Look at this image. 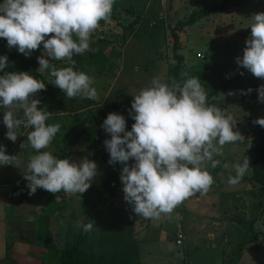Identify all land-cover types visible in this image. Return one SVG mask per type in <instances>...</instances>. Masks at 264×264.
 <instances>
[{
    "label": "clouds",
    "instance_id": "9594fccd",
    "mask_svg": "<svg viewBox=\"0 0 264 264\" xmlns=\"http://www.w3.org/2000/svg\"><path fill=\"white\" fill-rule=\"evenodd\" d=\"M114 4L115 0H3L0 39L26 58L42 47L37 57L40 74L47 71L52 85L68 99L97 100L93 78L75 70L77 62L73 57L89 50L91 35L101 21L111 23ZM249 19L251 34L236 64L264 79V12L253 13ZM57 62L67 66L57 67ZM8 66V57L0 56V110L7 128L6 139L15 143L21 126L32 129L25 143L36 154L29 156L23 172L29 195L43 189L54 195L63 191L83 196L99 174L98 164L88 156L60 159L51 151H42L61 129L60 123H47L51 112L46 106L39 107L42 101L36 98L47 86L29 72L7 71ZM182 77L163 82L154 76L148 86L132 95L128 113L135 122L130 131L125 116L116 112L109 113L101 125L110 136L104 141L110 155L108 163L123 166L120 181L124 200L138 217L158 219L187 198L207 194L214 183L208 168L221 165L215 157L223 155V146L245 142V137L234 131V115L227 108L208 103L199 77L187 73ZM252 91L241 90V94ZM255 91L258 101L264 103V85ZM253 123L264 127V118ZM25 143L20 145L22 149ZM6 152V146L0 144V166L18 167V155ZM223 167L229 165L225 163ZM232 167L235 174L228 176L229 186L242 181L250 168V158L245 155ZM75 227L90 233L97 226L89 219L88 223L77 221Z\"/></svg>",
    "mask_w": 264,
    "mask_h": 264
},
{
    "label": "rangeland",
    "instance_id": "374dc122",
    "mask_svg": "<svg viewBox=\"0 0 264 264\" xmlns=\"http://www.w3.org/2000/svg\"><path fill=\"white\" fill-rule=\"evenodd\" d=\"M221 1L117 0L115 14L122 11L124 15L128 13L133 15L131 19H126V30L123 35L116 24L103 22L102 25L105 28H101L102 25H100L99 28L102 30H98V28L92 33L91 38L94 37L95 40L90 41L89 50L82 54L85 57L89 51H101L107 56L106 68L109 67V69H101L88 61H83L75 69L83 71L93 78V87L96 88L99 97L97 100H92V103H89L86 108L91 110V115L95 120L93 123H86L87 127L96 129V123L100 120L101 112L106 114L116 112L124 115L127 124L132 126L134 120L128 113L133 99L132 95L141 88L148 86L154 76H159L163 82H168L170 79L169 72L177 63L176 56L182 55L183 60L179 63L180 77L183 78V73H187L189 76H198L208 95L214 91V95L208 97V103L227 108L237 121L234 131L238 130L245 137L244 143L225 144L222 148L223 155L215 157L221 161V165L215 169L208 168L214 180L213 184L216 186L222 184L221 189L227 191V198L233 192L244 198V206H242L241 211L238 207L237 212L234 213L232 209L234 201L231 199L226 203L223 202L220 209L212 211L214 215H222L224 210H228L230 214H227V219L236 223L234 227L229 225L222 229L225 236L229 235L226 248L222 250L221 234L215 229L211 230V225L207 223L209 222L208 215H206L207 206L195 205L196 211L201 213L199 215H205L199 219L193 214L183 212L182 203H180L177 210L184 218L185 236L191 237L193 235L196 237L197 231L201 230V233L197 234L200 236L198 240L202 238L207 240L208 233L206 232L211 231L215 234L213 240L217 242L218 248H215L214 243L210 245L206 242L205 246L202 241L196 243L195 240L191 241V239L185 240V244L182 243L181 248H179L180 245L176 246L177 249L175 248V250H172L175 247L173 242L162 243L160 248L170 264H227L230 259L236 258L235 253L239 249L241 251L239 256L242 257L241 259L240 257L237 258L236 264H264V215L261 213V200L259 197H253L254 190L245 181V177L251 174L250 141L255 127L253 121L264 114V103L258 101V93L255 90L264 85V79L254 77L253 74L246 69L239 68L236 64V57H242L243 49L246 46L245 41L251 34L249 17L253 13L264 12V0H238L224 12L211 13L192 25L180 28L177 30L179 38L177 50L173 49V39L168 30V28L176 27L179 21L187 19L192 11L201 9L203 6L210 7L219 4ZM148 3L150 4L148 5ZM146 7L148 8L145 9ZM135 16L136 18L133 20ZM0 46L9 48L4 39H0ZM197 53L201 54L203 58L197 59ZM65 66L67 65L64 62H57V67ZM241 72L243 75L240 74ZM41 75L47 83L52 84V78L47 71ZM250 88L253 89L251 94H241V90L247 92ZM229 92L235 94L228 95ZM60 122L61 117L57 119L50 117L47 121L49 124ZM27 134L24 137V142L27 140ZM26 145L28 147L24 148L29 154L30 145L27 143ZM59 147H62L66 158L79 159L85 156L90 158V149L83 135L74 144L64 143L59 136L43 151H51L56 156ZM245 155L250 158L248 172L238 185L229 186L227 178L229 175L235 174L232 165L242 162ZM28 159L29 157H23L18 167L12 166L8 176H5L6 173L0 172V180L6 177L12 178L16 174V177L23 176V169H27ZM95 162L98 164L99 174L89 189L91 192L99 188L105 175L104 166L97 161ZM225 163L229 165L228 168L223 167ZM122 188L123 185L120 183L116 196L109 198L108 201L113 206L116 205L115 207L118 209L127 211L120 208L127 205ZM249 191L252 193L250 194ZM197 194L186 200L190 202L191 199L197 197ZM14 199V197L6 196L5 200L2 199L3 204L0 203V264H39L45 249H41L42 247L38 245V223L36 219L33 220V215L35 211L42 210V206L47 201V195L35 193L30 203L29 201L21 203ZM54 201L56 206L65 208V215L71 207L75 210L76 221L71 228L75 231L77 229L75 227L76 222L81 221L84 215L83 210L86 207L80 197L57 193ZM237 203L239 205V200ZM8 206H13L11 215L4 212ZM175 210L176 207L170 214ZM54 215L50 218L49 230L51 234L46 239V243L55 247V251H57L58 248L62 247L66 234L62 227L64 220L57 222L53 218ZM254 222H257L256 229L258 232H254L255 236L253 234L252 238L251 232L252 229L254 231ZM195 245L201 246L200 249H195L193 247ZM5 249L8 251L7 257H4ZM174 252H181L182 260L175 257Z\"/></svg>",
    "mask_w": 264,
    "mask_h": 264
},
{
    "label": "trees",
    "instance_id": "16d2710c",
    "mask_svg": "<svg viewBox=\"0 0 264 264\" xmlns=\"http://www.w3.org/2000/svg\"><path fill=\"white\" fill-rule=\"evenodd\" d=\"M3 0H0L2 3ZM238 0H222L221 3L192 11L188 18L179 21L176 27L168 28L173 39V49L179 48V38L177 30L184 26L194 24L197 20L209 16L211 13H221L226 11L232 4ZM117 7V0L113 6V12ZM160 21V20H159ZM104 22V21H101ZM156 24V22H155ZM40 50L33 52L30 58L20 54L16 48H4L0 46V56L6 55L9 59L7 71L29 72L36 79L43 81L46 91H41L36 98L42 101L39 107H47L51 112V117H61V129L54 138L57 140L61 136L62 141L68 144H74L80 136H84L90 149V159L102 164L105 168V175L101 180L98 189L92 192H86L83 196L77 194L86 206L83 210L81 221L88 223L89 219L96 222V228L90 233H84L81 228L73 231L71 228L76 221L75 210L71 207L67 215L62 206H56L54 194L43 189H38L36 193L47 195V201L42 206V210L35 211L33 220L36 219L38 245L45 249L39 264H140L138 241L135 238L132 226V215L129 211H122L109 203V198L116 196L117 187L120 179L122 165L117 163L110 165L108 163L110 155L107 152L104 141L110 139L101 125L107 118L105 112L100 113V120L96 123V129L87 127L86 123H93L95 120L91 115V110L86 109L92 100L82 99L79 97L68 99L64 93L54 85L45 81L42 75L37 71L39 64L37 57L40 56ZM77 64L76 69L83 61L91 62L101 69H109L107 66V56L101 51L88 52V55H75L73 57ZM177 63L171 68L169 78L182 79L179 75L180 62L183 60L182 55L176 56ZM3 73L0 72V75ZM214 95V91L209 93L208 97ZM85 109V110H84ZM84 110V111H83ZM264 118V114L260 117ZM3 123V114L0 120ZM135 122V121H134ZM130 131L131 126L127 124ZM23 129V126L20 128ZM251 174L246 179L247 182L255 189L257 196L261 200V213L264 214V127L255 124L251 138ZM12 141L6 145L7 151L10 149ZM57 158H66L63 154L62 147L56 155ZM24 183L27 181L23 180ZM20 184V183H19ZM0 192L3 194L12 193L18 202H28L27 193L29 189L20 185H0ZM63 194L64 192H59ZM7 213L13 211V206L5 208ZM56 214V215H54ZM59 222L64 220L62 225L65 230L66 238L62 247L55 251V247L49 246L46 239L50 236L49 224L50 218ZM251 236L253 232H251ZM255 236V234H254ZM241 245V244H240ZM238 246V245H237ZM240 249L235 253L236 258L229 260L227 264H236L237 258L240 257ZM8 256L5 249L4 257Z\"/></svg>",
    "mask_w": 264,
    "mask_h": 264
},
{
    "label": "crops",
    "instance_id": "0c3cea01",
    "mask_svg": "<svg viewBox=\"0 0 264 264\" xmlns=\"http://www.w3.org/2000/svg\"><path fill=\"white\" fill-rule=\"evenodd\" d=\"M149 4L150 3H148V5ZM147 8L148 7H146L145 9H147ZM115 12H116V10H115ZM115 12H113L111 15V19H112L111 24L112 23L116 24V26L121 30L122 35H123L124 31L126 30L125 21H126V19H128V20L131 19L133 15H131L130 13L124 15V13L122 11H120L116 14H115ZM136 16H137V14H136ZM136 16L133 18V20L136 18ZM102 23L103 22H100V25H102ZM101 28H105L104 25H102ZM98 30H102V29L99 28ZM93 40H95L94 37L91 38V41H93ZM2 114H3V111L0 110V120H1ZM31 130L32 129H26L24 127L22 130L20 129L19 130L20 137H18L17 141L15 143H13L11 145L10 149L6 152V154H8V155H18L17 158H18V160H20L19 163L22 161L23 157H29L30 155L36 154L35 151L31 147L29 148V150H30L29 154L27 153V149H25V148L21 149L20 148V145L22 143H25L24 137L26 136V133H28ZM6 132H7V128L0 121V144H2L4 146L8 145L10 142V140L6 139V136H5ZM251 146H252V143H251ZM24 147H26V148L28 147L26 145V143H25ZM10 169H12V165L0 166V172L6 173L5 176L6 175L8 176ZM220 170H221V172H223L222 168H220ZM23 171H26V170L23 169ZM225 172L227 173V170H225ZM16 175L12 178L6 177L3 180H0V182H1L0 185L5 186V185H12L13 184V185H20L21 187L22 186L26 187L27 183L23 182V180H24L23 176L16 177ZM249 176H247L245 178L247 179ZM246 179H245L246 184H248L250 186V188L252 190H254L253 193L251 191H249L250 194L252 193L253 197H259V196H257L255 189L247 182ZM120 183H121V181L119 179V184ZM119 184H118V186H119ZM221 185L222 184H218V186H216V185L212 184L209 191L207 192V194L201 196L198 193L197 197H195L194 199H191L190 202H188V200H186V201L184 200L185 203L182 202V209H183V212H188V214H193L197 218L200 219V218L204 217L205 215H199L201 213L196 211L195 205H197V204L202 205L203 204V205L207 206L208 210L206 212V215H208V220H209V222H207V223L211 225V227H210L211 230L215 229L221 234L222 243H223V245H222L223 249L222 250H224L226 248L225 245L228 242L227 238L229 237V235L225 236L222 229L225 228L226 226H229V225L234 227L236 225V223H234L233 221L231 222L230 220L227 219V214H230V212H228V210H224L222 215H214V213L212 211L215 209H220L223 206L222 203L223 202L226 203V201H228L229 199L234 201L233 206H232L234 213L237 212L238 207H239V210L241 211L242 206H244V198L238 196V194L236 192H233V194L232 195L230 194L229 198H227V195H226L227 191L226 190L222 191ZM116 194H117V191H116ZM34 195L35 194L29 195V192L27 193L29 203L33 200ZM6 196L15 198V196L12 193L4 195L3 192H0V203L1 204H3V202H4V201L2 202V199L5 200ZM237 200H239L240 206L238 205ZM125 204H126V202H125ZM177 207H178V205L176 206V210L172 214H161V216L158 219H145L142 217H138L132 212L131 206L128 204L124 205V207H120V208H123L124 210L129 211L132 215V226H133L135 238L138 241L140 264H170L168 262V260L166 259V257H164L163 251L160 248V246L162 243H166V242H171V243L173 242L175 244V233L178 230H181L183 232V235H184L183 245L185 244V240L188 241L191 239V241L195 240L196 243H199L201 241L204 244L206 242H208L207 244H210V245H212V243H214L213 245L216 246L215 248L216 249L218 248L217 242H215V240H213V237L215 234L212 233L211 231L206 232V233H208L207 234V240H204V238L198 240L200 236H198L197 234L201 233V230L197 231V234H195L196 237H194L193 235H191V237H186L187 235L185 236V231H184V226H183V224H184L183 219L184 218L179 213V210H177ZM190 209H193V210L189 211ZM4 212L7 215H11L13 211L7 213V211L5 209ZM176 220H178V222L175 223ZM257 222H254V224H253V228H254V231L252 229L253 234L258 232L256 229ZM252 238H253V235H252ZM250 244H252V243L250 242ZM174 246L175 247H173L172 250H175L176 246L178 247V245H176V244ZM205 246H206V244H205ZM181 247L182 246H179V248H181ZM193 247L195 249H200L199 247H201V246L195 245ZM249 247H252V246H249ZM41 249H44V248H41ZM44 252H45V250H44ZM180 253L174 252V256L177 257L178 259L182 260L183 255L180 256ZM241 257L242 256H240V259H241ZM240 263H241V261H240Z\"/></svg>",
    "mask_w": 264,
    "mask_h": 264
},
{
    "label": "built area",
    "instance_id": "2783aa9c",
    "mask_svg": "<svg viewBox=\"0 0 264 264\" xmlns=\"http://www.w3.org/2000/svg\"><path fill=\"white\" fill-rule=\"evenodd\" d=\"M196 58L197 59H202L203 56L199 53L196 54ZM183 240H184V235H183V232L181 230H178L176 233H175V244L176 245H180L183 243Z\"/></svg>",
    "mask_w": 264,
    "mask_h": 264
}]
</instances>
